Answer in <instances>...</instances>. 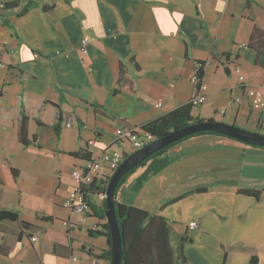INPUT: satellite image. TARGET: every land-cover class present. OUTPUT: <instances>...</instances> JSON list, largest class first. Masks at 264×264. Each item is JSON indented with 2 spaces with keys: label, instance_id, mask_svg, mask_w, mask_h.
<instances>
[{
  "label": "crops",
  "instance_id": "1",
  "mask_svg": "<svg viewBox=\"0 0 264 264\" xmlns=\"http://www.w3.org/2000/svg\"><path fill=\"white\" fill-rule=\"evenodd\" d=\"M13 1L0 0V209L16 211L33 228L2 225L10 234L0 232L7 248L1 261L19 254L24 264H110L97 257L109 249L105 237L88 235L103 231L100 213L88 214L83 224L69 216L68 227L59 218L73 186L71 171L87 162L69 153L87 150L94 158L117 130L142 127L197 93L203 100L192 116L257 131L259 112L243 85L264 89V57L255 62L256 52L247 47L253 28L264 31V0H18L17 7H2ZM30 1L34 5L24 12ZM82 38L88 40L86 55L79 51ZM199 62L198 89L191 76ZM158 100L161 107H155ZM22 114L29 139H35L29 146L17 138ZM157 159L166 160V167L134 192L150 161L138 168L118 189L117 202L162 217L174 248L185 239V264H250L252 257L264 264V147L201 134ZM14 163H27L38 184L47 182L49 166L61 173L58 163H65L68 174L58 175L45 199L52 210L38 202L34 221L19 211L22 172ZM102 201V195L92 196L96 211ZM193 221L197 228L189 230ZM48 223H61L64 239L43 245Z\"/></svg>",
  "mask_w": 264,
  "mask_h": 264
},
{
  "label": "trees",
  "instance_id": "2",
  "mask_svg": "<svg viewBox=\"0 0 264 264\" xmlns=\"http://www.w3.org/2000/svg\"><path fill=\"white\" fill-rule=\"evenodd\" d=\"M18 0L13 2L3 3L2 7L4 9L17 7ZM33 2H29L27 6L24 8V12L33 6ZM47 7H44V9ZM247 47L254 50L256 52L255 62L260 57H264V31L253 28L249 41L247 43ZM228 57L229 54H226ZM238 55H236V58ZM196 78L197 83L196 87L199 89L203 77V62L197 63L196 68ZM124 71H120V76L117 81L119 86H122ZM193 105L188 102L182 106L177 107L176 109L149 121L142 125V129L151 134L155 139L161 138L168 133L178 130L184 126H187L194 122L203 121L199 117L192 116ZM212 120V119H208ZM27 117L22 114L21 120L18 125L17 130V138L19 143L22 146H29L35 140L29 139L27 133ZM61 125V114H59L58 122L55 126L56 132L58 133ZM201 134H216L212 132H198L188 137H185L178 142L187 139L189 137ZM219 135V134H217ZM223 136V135H221ZM175 142L160 151L154 153L144 162L139 164L137 167L129 171L119 182L116 190H115V201L114 208L115 214L119 226L120 236L122 239V261L121 264H185L182 249L183 243H185V239H181L179 245L174 248L171 244V228L168 223L160 216L152 215L147 211L135 208L130 205H125L117 202L116 193L120 186L126 181L128 176L134 173L138 168L146 166L145 171L138 178L135 186L134 192H136L143 182L151 175L160 172L167 165L166 160L157 159V156L161 155L169 148L177 144ZM70 156L83 159L89 161L91 159V154L87 150H80L76 152L69 153ZM13 171V170H12ZM14 176L16 177V173L14 171ZM108 180V177L106 178ZM105 181H97L93 180V182L87 187L85 193L87 195V201L89 203V207L91 210V215H97L100 213L99 218L104 219L105 212V202L104 199L102 201V206L100 211H96L95 206L92 203V196L95 194H100L103 196L106 186ZM240 192L247 196H252L255 198L259 197V192L253 190H240ZM7 223H17L19 227L24 231H32L33 225L23 221L20 219L18 213L8 210V209H0V232H4L2 225ZM103 231H88L89 236L99 235L105 237L107 244H110V233L107 222H105L102 226ZM0 255H7V248L5 247L4 242L0 244ZM98 258H104L110 261L111 252L110 248L107 251L102 252L97 256ZM250 264H258V260L256 257H252L250 260Z\"/></svg>",
  "mask_w": 264,
  "mask_h": 264
},
{
  "label": "built area",
  "instance_id": "3",
  "mask_svg": "<svg viewBox=\"0 0 264 264\" xmlns=\"http://www.w3.org/2000/svg\"><path fill=\"white\" fill-rule=\"evenodd\" d=\"M87 42V38H82L80 41L79 51L83 55L87 54ZM34 57L37 58L39 55L35 54ZM2 66L3 62L0 57V68ZM195 72L191 76V81L196 85L197 78ZM233 72L236 74L238 81L243 83L244 77L238 65L233 67ZM243 88L249 99L251 108L259 112L258 129L264 130V89L259 86L249 87L245 85H243ZM202 100L203 96L200 93H197L189 102L195 107L199 105ZM235 101L238 102L237 99ZM161 106L162 101L158 100L155 107ZM222 114H224L223 111ZM154 140L155 138L151 134L145 132L141 127L127 131L117 130L116 138L112 140L96 157L91 158L83 166L74 168L71 171L73 186L62 203L63 209L69 212L70 216H75L78 224H83L87 215L91 213L87 201V195L85 193L87 187L93 182V180L105 181L107 177L108 180H106V182L108 183L111 174L117 169L126 156L141 149ZM62 224L65 227H68L70 222L69 220H66L62 221ZM187 228L189 230H194L197 228V223L194 221L190 222L188 223ZM30 241L35 242L36 238L30 237ZM71 261L74 263L76 259L72 258Z\"/></svg>",
  "mask_w": 264,
  "mask_h": 264
},
{
  "label": "water",
  "instance_id": "4",
  "mask_svg": "<svg viewBox=\"0 0 264 264\" xmlns=\"http://www.w3.org/2000/svg\"><path fill=\"white\" fill-rule=\"evenodd\" d=\"M198 132H212L247 145L264 147V133L248 131L233 123L206 119L174 130L126 156L111 174L103 194L105 202L104 219L108 224L110 233V244L108 245L111 252L110 264H121L122 261V239L114 208L115 190L120 180L154 153Z\"/></svg>",
  "mask_w": 264,
  "mask_h": 264
},
{
  "label": "rangeland",
  "instance_id": "5",
  "mask_svg": "<svg viewBox=\"0 0 264 264\" xmlns=\"http://www.w3.org/2000/svg\"><path fill=\"white\" fill-rule=\"evenodd\" d=\"M245 130L250 131V127H241ZM256 132L264 133V130H257ZM16 167L21 170L22 176L19 182L20 190L22 191V204L20 207V212L23 214V217L28 221H34V209L37 207L38 202H41L43 205V208L46 210H52L51 207L48 205L47 202H45V199H50L52 197L53 189L56 187L57 177L58 175H67L68 172L66 169H64L63 165L65 163H58V166L60 168L61 173L55 172V167L49 166L47 169V182L45 184H38L34 182L33 177L31 176L29 169L27 168V163H14ZM57 167V165H56ZM42 198V199H41ZM13 200V199H12ZM14 207V206H13ZM11 210V209H10ZM16 212V211H14ZM17 213V212H16ZM70 216L69 212H65L62 217H59L60 220L66 221L68 217ZM71 222L77 223V218L75 216H71ZM7 223V222H5ZM47 229V236L42 238V243L44 245L45 242L51 241L52 239H64L65 237V227L62 226L61 223H48L46 224ZM3 231L8 235L9 233V226H6L3 228ZM96 241V240H94ZM24 252H26L28 255L29 250L27 246H24ZM80 251L78 250V253ZM21 260L23 263H21ZM26 261L25 258L20 257L19 254L12 256L9 261H1L0 258V264H24Z\"/></svg>",
  "mask_w": 264,
  "mask_h": 264
}]
</instances>
